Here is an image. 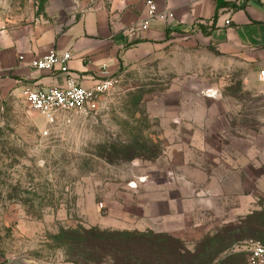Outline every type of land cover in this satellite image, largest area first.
Segmentation results:
<instances>
[{
	"label": "rangeland",
	"instance_id": "rangeland-1",
	"mask_svg": "<svg viewBox=\"0 0 264 264\" xmlns=\"http://www.w3.org/2000/svg\"><path fill=\"white\" fill-rule=\"evenodd\" d=\"M113 1L0 0V29L62 32ZM263 70L253 52L177 32L122 68L96 112L47 128L24 101L0 102V261L253 264ZM114 231L132 236L101 238Z\"/></svg>",
	"mask_w": 264,
	"mask_h": 264
},
{
	"label": "crops",
	"instance_id": "crops-1",
	"mask_svg": "<svg viewBox=\"0 0 264 264\" xmlns=\"http://www.w3.org/2000/svg\"><path fill=\"white\" fill-rule=\"evenodd\" d=\"M157 2L161 10L172 11L175 20L166 25L152 22L148 31L134 37H129L128 28L147 18L143 0H114L109 7L89 11L62 32L39 26L0 29V102H25V90L64 85L60 72L49 74L28 65L49 50L71 53L72 74L83 87L91 88L115 79L145 49L157 47L177 32L191 31L200 42L222 53L253 52L264 66V0L244 4L237 0ZM229 19L231 25L226 26Z\"/></svg>",
	"mask_w": 264,
	"mask_h": 264
},
{
	"label": "built area",
	"instance_id": "built-area-1",
	"mask_svg": "<svg viewBox=\"0 0 264 264\" xmlns=\"http://www.w3.org/2000/svg\"><path fill=\"white\" fill-rule=\"evenodd\" d=\"M146 8L147 18L128 28L129 37L148 31L152 22L169 24L175 20V15L170 10H161L157 0H143ZM244 4L246 0H237ZM226 26L231 25V20L225 22ZM72 54L67 52L60 54L56 50H49L41 58L29 62V67L40 72L55 73L64 75V85L40 89H28L23 92L25 103L30 108L39 112L46 121L47 128L54 126L59 118L66 113H91L99 109L102 98L110 92L115 79L100 82L94 87L85 88L72 74L69 63ZM20 61H24L20 57ZM259 80L264 82V70L259 74ZM48 131L44 135H48ZM250 261L253 264H264V245L253 243L248 249ZM0 264H5L0 261Z\"/></svg>",
	"mask_w": 264,
	"mask_h": 264
},
{
	"label": "trees",
	"instance_id": "trees-1",
	"mask_svg": "<svg viewBox=\"0 0 264 264\" xmlns=\"http://www.w3.org/2000/svg\"><path fill=\"white\" fill-rule=\"evenodd\" d=\"M170 33V32H168ZM95 232V231H93ZM101 234V238L104 240L110 239V240H114V241H124L126 240V238H128L129 236H132L130 233H126V232H102Z\"/></svg>",
	"mask_w": 264,
	"mask_h": 264
}]
</instances>
